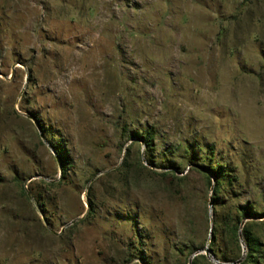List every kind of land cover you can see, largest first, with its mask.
I'll use <instances>...</instances> for the list:
<instances>
[{
  "label": "rangeland",
  "instance_id": "obj_1",
  "mask_svg": "<svg viewBox=\"0 0 264 264\" xmlns=\"http://www.w3.org/2000/svg\"><path fill=\"white\" fill-rule=\"evenodd\" d=\"M0 264H264V0H0Z\"/></svg>",
  "mask_w": 264,
  "mask_h": 264
},
{
  "label": "trees",
  "instance_id": "obj_2",
  "mask_svg": "<svg viewBox=\"0 0 264 264\" xmlns=\"http://www.w3.org/2000/svg\"><path fill=\"white\" fill-rule=\"evenodd\" d=\"M145 142L147 144L148 147H150V144L152 142L151 139L147 138L145 139ZM249 214V211L248 210H245L244 211V215H248ZM235 235H238L240 233V229L238 226H235ZM242 235L244 237V241L246 243V246L249 248V249H252L256 252H258L255 248L257 247V242L256 240L252 237V234L250 233V231L247 229V228H244L243 231H242ZM253 258V257H252ZM254 261L257 260V257H254L253 258Z\"/></svg>",
  "mask_w": 264,
  "mask_h": 264
}]
</instances>
